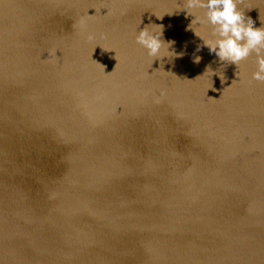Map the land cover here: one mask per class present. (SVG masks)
I'll return each instance as SVG.
<instances>
[{"label": "water", "instance_id": "1", "mask_svg": "<svg viewBox=\"0 0 264 264\" xmlns=\"http://www.w3.org/2000/svg\"><path fill=\"white\" fill-rule=\"evenodd\" d=\"M182 4L0 0V264H264V82ZM151 24L184 55L152 62Z\"/></svg>", "mask_w": 264, "mask_h": 264}, {"label": "clouds", "instance_id": "2", "mask_svg": "<svg viewBox=\"0 0 264 264\" xmlns=\"http://www.w3.org/2000/svg\"><path fill=\"white\" fill-rule=\"evenodd\" d=\"M238 3L239 0H183L182 6L178 9L184 11L186 16L192 17L188 30L202 41V45L197 46V52L206 47L219 58V61L233 64L237 68L241 61L255 54L256 70L252 72L251 79L264 82V27H255V22L251 18H246L244 12L238 9ZM197 10H203V14L200 15ZM87 15L92 16L88 13ZM104 15H107V12ZM163 16L156 18L162 19ZM162 37L163 26L151 24L135 35V42L146 50L152 62L184 55L182 52L170 51L174 41L165 42ZM101 38H105L103 34ZM88 39L94 40L96 36L89 33ZM201 59L199 55H194L193 63L199 64ZM205 75L210 77L217 75L221 82L224 81L223 72H214L211 66L197 78ZM236 75L239 79L237 73ZM163 95L164 92L161 91L160 96ZM155 102L159 103L160 97H156Z\"/></svg>", "mask_w": 264, "mask_h": 264}]
</instances>
